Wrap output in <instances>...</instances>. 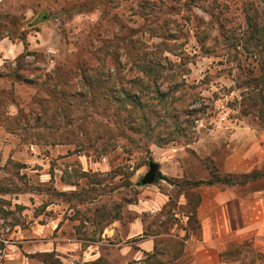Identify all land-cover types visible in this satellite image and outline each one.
I'll list each match as a JSON object with an SVG mask.
<instances>
[{
	"label": "rangeland",
	"instance_id": "374dc122",
	"mask_svg": "<svg viewBox=\"0 0 264 264\" xmlns=\"http://www.w3.org/2000/svg\"><path fill=\"white\" fill-rule=\"evenodd\" d=\"M43 14L50 19L29 26ZM122 41L134 58L127 78L155 52L185 56L180 95L198 96L191 108L199 111L183 114L187 129L166 146L152 143L148 155L86 154L78 138L87 140L90 115H110L82 106L64 113L56 98L79 83L78 63L91 71L111 63ZM19 59L27 82L3 75ZM152 160L165 177L144 185ZM252 171L262 177L195 185ZM225 189L228 217L201 218V205L208 215ZM262 209L264 0H0V264H45L47 252L61 264H201L205 229L227 228L248 236L229 238L227 262L264 264L263 245L246 233L264 229Z\"/></svg>",
	"mask_w": 264,
	"mask_h": 264
},
{
	"label": "trees",
	"instance_id": "16d2710c",
	"mask_svg": "<svg viewBox=\"0 0 264 264\" xmlns=\"http://www.w3.org/2000/svg\"><path fill=\"white\" fill-rule=\"evenodd\" d=\"M50 17L45 14L40 15L36 20L30 22L29 26L47 21ZM253 19L252 16L249 17L253 28L250 38L259 40L262 31ZM121 43L114 46L111 63L102 60L99 62L98 67L93 68V71L87 69L82 63H78L76 68L79 83L75 82V88L69 93H63L64 98H56L57 101L60 99V102H57V108L60 111L67 108L64 113L78 111L82 106L88 110H90V107L98 109V114L107 112L110 115L106 122H103L101 117L95 118L94 113L90 115L92 119L90 118V121H87L88 124L84 128V133L82 132L87 137L85 141L90 142H83L82 136L78 138L80 151L86 154H90L93 149L97 156L102 157L111 153V151L123 148L131 153L135 151L134 149H141L142 152L148 155L151 153L150 145L152 143L158 146H166L177 140L176 132L187 129L186 125L189 120L186 119V124L181 121L183 114L192 116L199 111L196 108H191L196 103L198 96L190 95L186 97V95H180L182 86H187L185 79L182 77L189 71L185 56H182L178 61H174L168 55L163 56L160 55L161 53L155 52L149 58L143 57L138 63L135 62L137 70L135 74H130L127 78L126 73H124L125 66L133 62L134 58L131 52L128 51L129 42L122 41ZM24 44L26 50V42ZM122 50L125 53L124 60L121 58L122 53L120 51ZM254 50L260 51L256 47H254ZM24 57L25 54L23 53L19 58L23 59ZM20 59L16 67L7 68V72L3 75L27 82L29 78L20 74V70L24 68V64L20 62ZM61 92L62 90H59L58 94H61ZM84 99H89L91 103L90 101V104L80 103ZM62 103L67 106H62ZM103 131L106 134L101 133ZM95 132H99L101 135L92 134ZM92 138L94 141L103 138V141L92 143ZM57 143L55 142V144ZM164 177L162 172L158 171L156 180ZM233 177L234 175H228L224 178L217 177L214 180H202L195 182V185L217 182L244 184L250 180L261 178L262 172L252 171L235 176L240 178L241 181H235ZM109 215H111V210L106 212L103 217ZM113 217L116 218L118 215L115 214ZM42 257L45 264H61L55 252L44 253Z\"/></svg>",
	"mask_w": 264,
	"mask_h": 264
},
{
	"label": "crops",
	"instance_id": "0c3cea01",
	"mask_svg": "<svg viewBox=\"0 0 264 264\" xmlns=\"http://www.w3.org/2000/svg\"><path fill=\"white\" fill-rule=\"evenodd\" d=\"M232 197L233 195L231 194V192H228L227 189H225V191L219 190L212 200V204H213L212 209L208 215L205 214V209L203 205H201L199 209V214L201 218L205 220H207L208 218H213V217L215 219H219L218 218L219 214L225 215L226 217H228L229 211H225L223 206H224V203H225V206H228V202L232 199ZM219 205H221V207L220 209H217ZM261 212L264 215V209H262ZM217 227H220V225L218 224ZM237 231L238 230L234 231L233 229L229 230L227 228V230H224L223 232H221V229H218V231L211 234L209 233L207 229H205V232H204L205 243L202 244L197 250V255L200 259V263L201 264H244L240 261L229 263L223 258V255H222V252L227 247L226 245L229 242V238L236 235L235 233ZM244 232L245 230L243 232H237V233H241L240 237H243V238L248 237L247 235L244 236L245 235ZM246 233L250 235V237L254 238L253 240L255 241V246L263 245L264 247V241H261V239L264 238V229H261V230L255 229L250 234L249 232H246Z\"/></svg>",
	"mask_w": 264,
	"mask_h": 264
},
{
	"label": "water",
	"instance_id": "95a60500",
	"mask_svg": "<svg viewBox=\"0 0 264 264\" xmlns=\"http://www.w3.org/2000/svg\"><path fill=\"white\" fill-rule=\"evenodd\" d=\"M158 171H160L159 163L153 160L150 161L149 170L146 172V174L141 180L142 184H153L156 181Z\"/></svg>",
	"mask_w": 264,
	"mask_h": 264
}]
</instances>
